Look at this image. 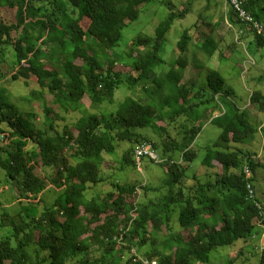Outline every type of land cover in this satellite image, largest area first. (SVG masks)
I'll list each match as a JSON object with an SVG mask.
<instances>
[{"label":"trees","instance_id":"1","mask_svg":"<svg viewBox=\"0 0 264 264\" xmlns=\"http://www.w3.org/2000/svg\"><path fill=\"white\" fill-rule=\"evenodd\" d=\"M152 1L0 0V8H15L14 21L0 20V60L7 55L12 57L6 63L8 69L0 68V80L8 75L11 80L22 77L26 83L46 88L53 96L51 102L66 111H78L84 95L88 96L90 104L110 98L121 83L132 82L133 85L143 79L141 87L148 89L149 60L153 55L157 57L166 33L175 20L185 16L186 9L174 12L170 0L159 2V15L165 16L155 26L153 34L135 36L126 50L132 59H129L130 69L135 75H122L115 70L118 62L112 54L126 22L135 20L140 9ZM49 8L55 12V17L50 16ZM164 8L167 9L165 14ZM245 9L264 25L261 20L264 19V7L259 6V0H247ZM226 16L240 33H246V27H249L257 43L264 44L262 36L236 18L230 7L226 9ZM83 19L85 27L80 24ZM191 43V34L184 28L176 41L177 49L182 53L175 60L178 66L170 68L162 78H153L156 88L148 105L126 95L109 115L91 110L79 116L75 134L55 129L54 118L57 116L46 104L43 116L48 126L37 128L33 121L35 113L15 108L6 89L0 87V134L5 141H10L8 146L0 145V169L6 184L19 185V197L29 198V203L17 207L18 218L7 210L1 213L0 226L7 227V232L0 236V264H118L121 252L132 245L141 249L143 245L149 247V257H155L157 264H212V250L227 248L238 240H249L250 249L257 253V262L248 261L241 247L235 256L222 264H264L263 243L262 249L259 240H251L253 234L260 233L259 226L253 222L258 209L246 194L241 172L243 165L249 166L255 180L256 168L264 164L253 158L252 151L232 147L250 143L256 125L242 106L223 96L224 79L216 68L206 74L207 85L201 86L200 91H209V96L200 103L208 104L204 122L215 124L220 133L203 148L199 160L213 168L221 165L220 171L198 179L193 186L187 184L191 173L181 160L189 164L199 154L192 149L201 129L195 124L200 116L195 115V121L190 125L178 123L183 127V137L175 145L179 159L169 162L163 158L159 163L166 165L163 182L168 186L161 208L158 202L131 200L136 185L113 182L112 179L110 184L115 190L101 197L85 195L89 188L103 181L99 175L103 153L114 154L118 142H129L122 158L124 164L132 167L136 166L134 148L143 140L149 141L159 156L162 153L171 157L174 153V149L167 150L162 146L164 137L160 129L168 132L166 126L178 118L182 121L185 111L197 105H182L188 98L189 88L178 87L181 70L186 66L185 53ZM41 45L58 48V53H48L51 61L48 66L43 61ZM217 46V42L207 36L198 48L206 58H211ZM163 89L167 91L165 95L161 93ZM220 96L224 98L220 99ZM249 103L264 111V94L256 87L252 88L245 105ZM156 119L165 125L157 129L155 140L147 135L148 131L140 130L155 129ZM59 147L67 149V164L57 163ZM33 154L42 166L54 165V177L43 179L35 174ZM47 183L60 191L53 204L44 205L38 193ZM143 187L149 189L146 185ZM171 208L178 210L175 220L183 230L165 225V238L158 240L160 224L169 223ZM132 209L135 215L130 214ZM119 243H124L122 248ZM125 264L142 262L130 255Z\"/></svg>","mask_w":264,"mask_h":264},{"label":"rangeland","instance_id":"2","mask_svg":"<svg viewBox=\"0 0 264 264\" xmlns=\"http://www.w3.org/2000/svg\"><path fill=\"white\" fill-rule=\"evenodd\" d=\"M160 1L162 2L164 0H154L143 9H140L138 17L133 21H127L122 29L119 41L116 44L118 46L112 54L117 58L116 62H118L115 65V70L122 72V75L136 74L130 69V60L132 59L128 56L126 50L130 41L135 36L153 34L155 26L165 16L161 17L159 15L161 9L159 6ZM170 3L173 5L172 10L174 12L183 9H186L188 12H186L183 18L173 22L170 30L165 35L161 51L157 54L156 58L154 57L155 55L150 58L148 64L150 68L148 89L141 87L143 79L137 80L136 84L133 85L132 82L127 84L121 83L117 86L110 98L101 102L97 101L95 104H90L88 96L84 95L82 98V106L78 111H66L57 104L51 102L53 96L46 88H41L35 83H26L22 77L11 80L8 75L0 80V87L6 89L9 99L15 108L22 112L28 111L35 113L36 116L33 121L37 128L45 129V127L48 126V121L44 120L43 116V107L46 104L52 107L53 112L57 116V119L54 118L55 129L59 132L66 131L67 133L71 132L75 134V123L79 116L91 110H96L103 115H109L115 111L117 105L126 95L134 96L143 105H148L151 100L152 91L154 87L156 88V82H154L153 78H162L170 68L178 66L175 60L177 56L182 53L177 49L176 41L180 32L184 28L188 29L191 34L192 43L188 46V51L185 53L186 66L181 70L182 77L178 82V87L184 85L189 88L188 98L182 105L185 106L187 103H197V105L185 111L186 113L182 121L181 118H178L175 123L166 126L168 132H164V130L160 129V133L162 137H164L161 142L162 146L167 150L174 149V153L170 157L163 155L158 150L162 158L160 157L157 162H150V160L144 159L141 161L139 168L136 166L132 167L131 165L124 164L122 158V156L125 155V149L129 146V142H118L115 146L114 154L109 155L103 153V160L99 165V175L103 181L89 188L87 192H85L87 197L96 195L101 197L106 192L115 190L110 184V180L112 179L113 182L119 181L120 183H133L136 185L134 190L135 196H133L131 200L137 199L139 202L142 200L145 202H158V206L161 208L165 201V195L168 193V186L163 182L165 179L166 165H161L159 163L163 158L169 162L179 159L175 153V145L176 143H180L183 137V127L180 124L182 122L185 126L190 125L195 121L193 119L195 115L200 116L195 124L200 125L201 129L193 142L194 147L192 149L194 151L197 150L199 154L190 161L189 164L183 160H181V164L187 165L186 170L188 173H194L199 176L209 171L215 172L221 170V165L213 168L202 164L199 160L203 155V148L216 140L220 133V128L215 124L209 121H202V113L205 109L207 111L208 104L200 103V101L209 96V91L202 93L200 88L201 86L207 85L206 74L211 68L218 69L223 76V96L229 98L231 97L230 95L233 94L231 101L237 105L240 104L241 101L245 104L247 103L251 89L254 87L264 94V44L257 43L249 27H246V33H240L239 30H236L235 27L228 22L226 16V9L228 6L223 0H170ZM259 6L264 7V0H259ZM47 11L51 17H55V12H53L52 8H49ZM166 11L167 9L164 8V14ZM0 20L4 22L14 21L15 8H0ZM261 20L264 21L262 18ZM80 24L85 27V19H83ZM262 35H264V31ZM207 36H211L218 44L217 50L215 51L216 53L211 58H206L203 52L198 48V45ZM260 38L264 39V36ZM41 47L43 51V61L46 66H48L51 63V61L48 60V53L56 54L58 53V48L53 45H41ZM217 53H220V55L218 56ZM11 58L12 57L7 55L3 60H0V68L3 67L4 69H8L6 63L11 60ZM23 63L24 62L21 64ZM18 67L19 66H17L16 69ZM13 72H15V70ZM122 78H124V76ZM41 92L43 93L42 96H40ZM161 93L165 95L167 91L163 89ZM224 97L220 96L219 98L223 99ZM189 98L190 100L188 101ZM242 109L248 114L250 121L256 125V133L250 143L235 144L232 147L244 152L248 150L252 151L253 158L257 159L261 164H264V111H259L255 106L250 105V103L244 105ZM50 116L55 117L52 114ZM179 122L180 124H178ZM160 125H165V123L156 119L155 129L143 128L140 131L143 133L148 131L147 135L156 140L155 135L158 134L157 129ZM5 140L4 138L2 140L0 139V145L4 144L8 146L10 144V141ZM66 153V148L59 147L58 164H67L69 162V157ZM36 157L37 155L33 154L35 174L43 177V179L45 177L48 179L50 176L54 177L56 171L54 165L50 167L42 166L41 162L38 161ZM198 179L201 180L203 178L199 177ZM144 185L149 187V189L145 190L146 188L143 187ZM254 185V193L257 194V197L264 206V165H260L256 168ZM59 191L60 190L52 184L47 183V186L38 193V196L42 204H53ZM19 193L20 186L13 184L7 185L4 174L0 169V216L3 210H7L13 217L18 218V213L16 212L17 207L20 204L26 205L29 203V198L19 197ZM144 193L146 194L143 197ZM40 210L41 209H39V211ZM130 214L135 215L133 209L130 210ZM177 214L178 210L175 208L170 209L168 212L169 223L163 222L160 224L161 229L158 231V240L165 238V225L171 226L174 230H183L176 223L175 218ZM22 216H24V213H22ZM262 230L264 229L259 227L258 233ZM6 232L7 227L0 226V236H3ZM209 238H213L212 233L209 234ZM120 239L121 237H118V240ZM256 239L258 240V238L251 240L254 241ZM248 241L249 240H238L235 244L227 248L212 250L210 253L212 264H222L227 258L235 256L237 250L241 247H243L244 257L251 263H256L258 259L257 253L250 249ZM262 243L264 245L263 238ZM122 245H124V243L120 244L121 248ZM148 251H150V248L146 247V245H143L142 249L137 245H132L130 249L126 248L121 252V261L118 264H125L128 258H130V255L139 260L140 258L148 259V261L155 259V257H149L150 253H148ZM142 253L147 256H144ZM240 259L247 262V260L241 256ZM157 262L158 260H152L147 263L146 260H143L142 264H157Z\"/></svg>","mask_w":264,"mask_h":264},{"label":"built area","instance_id":"3","mask_svg":"<svg viewBox=\"0 0 264 264\" xmlns=\"http://www.w3.org/2000/svg\"><path fill=\"white\" fill-rule=\"evenodd\" d=\"M223 1L227 4L228 7L231 8L236 18L240 19L242 22L250 26L255 33L264 36L262 35V32L264 31V25L260 23L257 19H255V17L253 16L250 10L245 9L246 0H223ZM3 138H4L3 134H0V139L2 140ZM133 153H134V159L136 161L135 165L138 168L142 161L141 159L142 157H146L148 160L153 162H157L160 158L159 154L152 147V144L147 140H143L139 142L135 146ZM242 175L244 178L246 194L258 209V214L254 217L253 222L255 225H258L259 227L264 229V223L262 221V218L264 216V209H263V205L257 199V194L254 193L253 190L254 181L252 180V171L249 166L243 165ZM127 228L128 227H126V229ZM255 238H258L259 242L261 243V248L263 249L262 238L264 239V230H262V232L258 236L256 234H253L251 236V239H255ZM140 260L142 261V263L143 260H146L147 263L152 261V260L148 261V259H142V258H140Z\"/></svg>","mask_w":264,"mask_h":264},{"label":"crops","instance_id":"4","mask_svg":"<svg viewBox=\"0 0 264 264\" xmlns=\"http://www.w3.org/2000/svg\"><path fill=\"white\" fill-rule=\"evenodd\" d=\"M192 41V40H191ZM231 97H229L228 99H232V96H233V94H231L230 95ZM239 106H244L245 105V103H243L242 101H241V103L240 104H238ZM205 115H206V109L204 110V112L202 113V117H203V120L202 121H204V120H206L205 119ZM215 168V167H214ZM210 173H212V171H209V172H206V173H203L202 175H196V174H194V173H191V175H190V180L188 179V181H187V184L189 185V186H193L197 181H199L198 180V178L199 177H201V178H204V177H206V176H208Z\"/></svg>","mask_w":264,"mask_h":264},{"label":"clouds","instance_id":"5","mask_svg":"<svg viewBox=\"0 0 264 264\" xmlns=\"http://www.w3.org/2000/svg\"><path fill=\"white\" fill-rule=\"evenodd\" d=\"M246 1H247V0H246ZM224 3H225V2H224ZM245 3H246V2H245ZM225 4H226V3H225ZM226 5H227V4H226ZM242 167H243V166H242ZM241 172H242V170H241ZM252 180H253V179H252ZM253 181H254V180H253ZM254 186H255V185H254ZM258 201L261 203L260 200H258ZM261 204H262V203H261ZM262 205H263V204H262ZM263 209H264V206H263ZM254 217H255V216H254ZM254 217H253V219H254ZM262 219H263V218H262ZM263 223H264V222H263ZM257 226H258V225H257ZM261 232H262V231H261ZM261 232H260V233H261ZM260 233H259V234H260ZM255 234H256V233H255ZM259 234H256V235L258 236Z\"/></svg>","mask_w":264,"mask_h":264}]
</instances>
